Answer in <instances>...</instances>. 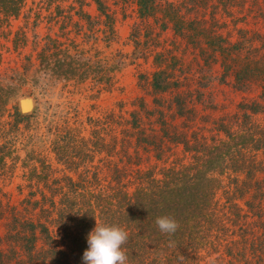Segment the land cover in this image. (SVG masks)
<instances>
[{
  "label": "trees",
  "instance_id": "1",
  "mask_svg": "<svg viewBox=\"0 0 264 264\" xmlns=\"http://www.w3.org/2000/svg\"><path fill=\"white\" fill-rule=\"evenodd\" d=\"M118 1L134 4L135 21L128 32L131 55L142 59L151 56L146 86L153 107L137 98L127 112L125 128L133 140L131 145L128 141V147L121 144L122 136L97 144L83 139L66 121L53 124L51 149L75 178L62 175L42 181L35 190L37 197L25 200L28 207L15 213L12 207L8 209L0 236V264H84L87 235L95 227V218L128 232L123 248L129 264H264V210L260 202L264 199V0ZM90 2L103 25L100 38L109 41L113 37L112 12L104 0ZM25 3L0 0V31L5 35L11 33L10 20L20 14ZM84 5L85 0H70L61 21L75 15L90 27L93 22L82 9ZM72 25L78 26L76 21ZM34 26L30 28L31 43L35 40ZM22 30L20 27L12 34L16 53V47L24 46L27 40ZM81 36L85 40L96 38L90 31ZM175 39L181 43L178 52L171 45ZM184 50L194 53L197 66H203L198 68L191 89H182L189 71L181 56ZM91 58L78 50L68 51L47 33L35 51V62L25 54L19 70L1 71L0 117L9 118L5 131L32 115L20 113L17 107L18 98L30 96L29 92L18 93L27 78L36 83L47 77L75 83L88 79L109 90V73L117 71L122 61L117 59L104 68ZM212 63L219 68L217 79L233 90L243 92L250 84L258 87L257 99L239 102V113L233 115L236 128H230L224 116L217 122L211 120L206 129L202 125L186 127L185 122H192L197 114L195 104L206 105L208 101L214 108L211 99L201 98L202 89L214 80L203 68L209 74ZM165 94H169L166 101L171 109L168 118L160 107ZM255 114H262V124L251 121ZM143 119L153 125L150 130L140 125ZM174 119L185 123L184 127L170 125ZM0 125L3 128V122ZM138 148H147L162 165L137 166ZM165 152L173 155L168 164V156L162 158ZM95 155L106 159L103 180L97 178L96 165L90 169ZM222 192L225 198L218 196ZM223 207L224 214L232 210V217L221 219ZM5 212L6 204L0 202V219ZM163 215L179 223L174 235L161 233L155 224ZM229 222L232 229L228 234ZM214 239L217 245L209 249Z\"/></svg>",
  "mask_w": 264,
  "mask_h": 264
},
{
  "label": "rangeland",
  "instance_id": "2",
  "mask_svg": "<svg viewBox=\"0 0 264 264\" xmlns=\"http://www.w3.org/2000/svg\"><path fill=\"white\" fill-rule=\"evenodd\" d=\"M104 1L109 6L114 18L113 37L106 42L100 38L104 35L103 25L100 24L101 18L97 16L90 0H85V5L82 6L93 22L90 27H86L84 21L78 20L75 15L71 16L70 20L66 18L61 21L60 17L67 12L70 0H26L25 7L20 14L10 20L11 35H5V32L0 31V53L2 54L0 72L12 68L19 70L18 64L25 54H30L31 61L35 62V51L39 49L42 37L47 33L56 37L61 42V47H65L68 51H81L85 56L98 60L104 68L108 67L110 63L116 62L117 59L122 61V65L117 71L109 73L112 80L109 90L100 89L101 86L93 85L88 79L75 83L72 80L53 81L47 77L39 78L36 83L27 78L21 83L18 93H25V95L30 93L29 98H24L22 101L28 108L33 103L32 109L26 113L32 115L27 120L18 123L15 128L6 131L9 118L5 115L0 117V122H3V128L0 125V145L3 147V150H0V202L6 204V212L0 219V236L3 233V224L7 219L8 209L12 207L10 210L15 213L23 206L28 207L25 200L37 197L35 190L42 185V181L49 182L52 178L62 175L75 178V174L55 158L51 149L49 139L53 135L54 123L58 122L62 125L63 121H66L67 125L69 123L78 129L83 139L87 138L97 144L101 142L105 145V142L111 143L114 137L122 136L121 144L128 147V141L131 145L133 140L131 131L125 128L127 112L133 108V103L137 98H143L148 107H153L146 86L149 78L148 73L152 69L151 56L142 59L133 58L131 55L132 47L128 32L135 21L134 4L131 2L122 4L118 0ZM73 21L77 22V27L72 25ZM33 24L35 25L33 29L35 40L31 43L33 39L31 40L30 28ZM20 27L25 32L27 40L21 47L22 36L19 35L17 44L20 47H16L18 48V53H16L11 38L13 32ZM83 31H90L92 35H96V38L85 40L81 36ZM171 45L176 52L181 49V43L177 39L172 40ZM183 52L182 60L187 62L189 71L184 79L182 89H191L195 85L198 68L203 66H197L194 53L189 50ZM203 70L214 80L202 89L204 92H202L201 98L211 99L214 108H210L208 101H206V105L195 104L197 114L192 122H185L186 127L192 124L191 127L202 125L206 129L210 127L211 120L217 122L218 118L224 116L230 121L232 125L230 128H236L237 124L233 115L238 112L239 102L257 99L258 87L256 84H250L243 92L235 91L217 79L219 68L216 63H212L209 67V74L205 67ZM140 74H142L141 77H139ZM228 79L230 80V78ZM168 96L169 94L163 95L161 100L163 106H160L163 111L165 110L164 115L167 118L171 116V109L166 101ZM251 121L259 125L262 124V114H255ZM185 123L181 124L179 120L174 119L170 125L184 127ZM140 125L146 130L153 127L151 123L146 122V119H143ZM203 133L207 134L208 131ZM105 148L107 150L106 146ZM167 152L162 156V158L168 156L165 157L166 164L170 163L173 158V155L166 154ZM138 155L137 166L143 167L142 169L158 168L162 165L161 160L152 158L151 152L147 148H138ZM256 156L258 159L262 158L261 154H256ZM99 157V155L93 157L90 169L92 170L93 165H96L97 178L103 180L107 175V169L104 167L106 159L104 157L101 160ZM224 179L223 181H225ZM99 185L105 184L99 183ZM42 190L47 194L45 188ZM225 195L222 192L218 196L225 198ZM260 202L263 211L264 199ZM238 203L241 204V200ZM224 210L223 207L221 219L222 217H232V210L228 209L225 214ZM238 212L241 215V211ZM247 220L249 219L247 218ZM228 224L229 234L232 224L230 222ZM216 245L214 239L213 244L208 247L215 249ZM0 247H3L2 243ZM217 249L220 250V245Z\"/></svg>",
  "mask_w": 264,
  "mask_h": 264
},
{
  "label": "clouds",
  "instance_id": "3",
  "mask_svg": "<svg viewBox=\"0 0 264 264\" xmlns=\"http://www.w3.org/2000/svg\"><path fill=\"white\" fill-rule=\"evenodd\" d=\"M95 220V227L87 235L88 248L82 257L84 264H129L123 248L129 239L128 232L118 225ZM155 224L161 233L169 236L179 228V223L168 215L158 216Z\"/></svg>",
  "mask_w": 264,
  "mask_h": 264
},
{
  "label": "water",
  "instance_id": "4",
  "mask_svg": "<svg viewBox=\"0 0 264 264\" xmlns=\"http://www.w3.org/2000/svg\"><path fill=\"white\" fill-rule=\"evenodd\" d=\"M24 98H29V97H27V96H23V97H20V98H18L17 99V107H18V111L20 112V113H22V114H26L27 112H29L31 109H32V107H33V103H32V105L28 108L26 105H25V103L22 101V99H24Z\"/></svg>",
  "mask_w": 264,
  "mask_h": 264
}]
</instances>
